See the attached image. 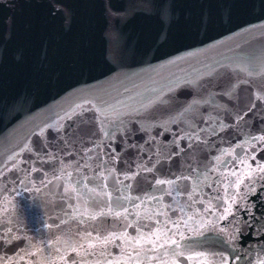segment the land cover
I'll return each instance as SVG.
<instances>
[{
	"label": "water",
	"instance_id": "1",
	"mask_svg": "<svg viewBox=\"0 0 264 264\" xmlns=\"http://www.w3.org/2000/svg\"><path fill=\"white\" fill-rule=\"evenodd\" d=\"M262 136L264 0H0V264H264Z\"/></svg>",
	"mask_w": 264,
	"mask_h": 264
},
{
	"label": "snow or ice",
	"instance_id": "2",
	"mask_svg": "<svg viewBox=\"0 0 264 264\" xmlns=\"http://www.w3.org/2000/svg\"><path fill=\"white\" fill-rule=\"evenodd\" d=\"M257 98L259 99L260 97H257ZM77 107H80V106H77ZM259 139L264 140V136L260 137ZM253 159H254V157H253ZM259 170L260 171H264V167H260ZM249 179H251V176H249ZM157 183L158 184H162V183H165V182L164 181H157ZM168 183H171V182H168ZM93 218H95V217H93ZM172 242L176 243L175 241H172Z\"/></svg>",
	"mask_w": 264,
	"mask_h": 264
}]
</instances>
